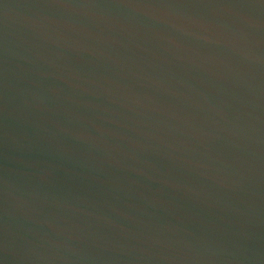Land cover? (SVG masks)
Instances as JSON below:
<instances>
[{
    "label": "water",
    "instance_id": "1",
    "mask_svg": "<svg viewBox=\"0 0 264 264\" xmlns=\"http://www.w3.org/2000/svg\"><path fill=\"white\" fill-rule=\"evenodd\" d=\"M0 264H264V0H0Z\"/></svg>",
    "mask_w": 264,
    "mask_h": 264
}]
</instances>
